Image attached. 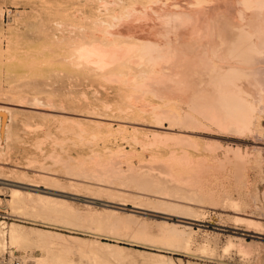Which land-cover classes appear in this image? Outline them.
<instances>
[{"label":"bare ground","instance_id":"1","mask_svg":"<svg viewBox=\"0 0 264 264\" xmlns=\"http://www.w3.org/2000/svg\"><path fill=\"white\" fill-rule=\"evenodd\" d=\"M62 11L69 14L55 22L61 26L59 41L67 45L60 60L69 70L68 79L74 72L92 95L83 91L74 96V85L68 82L60 97L21 92L17 100L9 97L8 104L53 117L61 113L64 122L88 125L105 138L114 131L125 133L137 158L123 157L121 150H109L108 157L94 149L87 156L60 154L53 159L62 163L68 185L59 184L58 172L49 171L51 164L44 162L37 180H28L26 172L11 179L0 170V179L14 183L12 208H31V213L55 216L63 225L78 224L86 232H106L115 240L131 233L132 239L154 247L186 251L195 242L193 224L201 213L197 207H220L234 221L263 229L264 191L259 202L252 187L258 186V176L264 179V0H70ZM83 132H74L81 141ZM225 134L251 137L253 146H226L217 137L200 144L197 138ZM138 144L142 154L136 153ZM22 184L33 191L23 192ZM83 185L92 194L85 197H105L101 210L83 214L69 201L67 194L81 196L74 186ZM145 199L166 209L144 207L140 201ZM129 201L133 204L127 209ZM255 210L260 212L257 219ZM148 212L163 218L156 230L141 216ZM173 215L177 223L170 222ZM235 238L227 237L226 249L237 245L250 253L244 239ZM7 242L13 247L45 245L40 264H81L72 258L74 251L89 264H138L136 255L149 257L144 264H176L163 254L18 223L8 225ZM4 245L0 233V248ZM210 245L199 248L208 252Z\"/></svg>","mask_w":264,"mask_h":264},{"label":"rangeland","instance_id":"2","mask_svg":"<svg viewBox=\"0 0 264 264\" xmlns=\"http://www.w3.org/2000/svg\"><path fill=\"white\" fill-rule=\"evenodd\" d=\"M69 1L70 0H0V127H5L4 130L6 131V133L3 131L2 134V129L0 128V162H5L3 164L5 167L2 166L4 167L3 169L0 167V170L5 173V176L8 175L11 179H16L18 175H21V172H26V174H28V178L26 177L28 180H37L38 177L36 176V172L40 169L41 163L44 162L52 165H50L51 169H49V171L51 170L52 172L55 170L52 173H56V171L58 172L55 177H57V179L60 178L59 184L68 185V179L65 177L67 173H65L66 171L63 169V166H60L62 163L58 161L60 164H57L55 159H53V157L57 158L63 153L64 157H68V155L74 157H79V155L87 156L90 153V150L94 149L98 150L102 155L105 154L103 157H108L107 155L111 153V151L116 152V150H121L124 153L123 157H128V159H133V157H135L134 153L131 152L129 142L125 141L127 139H124V136H126L124 135L125 133L120 134L114 131V134L110 135L112 137L106 136L105 138L103 134L88 125H83L82 127V125H74V123H71L70 121H68L69 123L64 122L63 114L61 113L55 112L58 116L53 117L44 113L42 114V112H35V110L30 108L8 104V102L11 101L9 97L17 100L19 99L18 94L21 92L28 94L31 97H46L47 95L60 97L64 94L68 82L69 85H74L72 86V88L74 87V96H80L83 91L92 95V89L86 86L84 80H80L74 76V72L71 73V75L73 74L72 76L69 75L71 77L68 79L69 70L64 69V63L60 60V57L66 52L67 45L64 44L63 41H59L61 40L60 37L62 34L60 33L61 26L58 23L63 19V13L69 14L63 11L60 13L61 10H63V7L68 5ZM59 13L61 15H59ZM57 15H59V20L56 19ZM66 16L69 15H65V17ZM52 19L53 21L55 20L54 23ZM56 20L58 23L55 24V22H57ZM29 123L30 125H27ZM6 124L9 125L10 129H8L9 127H7ZM73 125L75 128L72 127ZM79 126L82 130H86L88 135L86 132L85 134L83 131H80L81 128L79 129ZM114 126V128L117 127L116 124ZM165 126H169V123L165 122ZM62 128H64V130ZM65 129L67 131H65ZM74 132H83L84 135L82 136V141H84L82 142L80 140L81 137ZM80 134L82 135V133ZM94 134H96L98 138H96ZM92 135H94L95 138ZM208 137L210 140L217 137L216 140L221 141L226 146L242 145L241 147L244 150H246V147L250 150L253 146L251 141L253 139L251 137L228 134L221 136H197L200 144L207 141L206 138ZM136 147L138 149L136 153L138 152L139 154H142L140 145L138 144ZM109 150L111 151L109 152ZM128 152L130 157L127 156L128 154L126 155ZM92 158L96 157L92 156ZM28 162H31L29 168L18 167L26 166ZM262 180L264 179H261V176H258V186L255 187L254 185L252 187L253 191H257L259 202L262 199V193L264 191V181ZM11 184L14 183L12 181L0 179V233L5 241V245L0 248V255H3L5 252H10L12 255L27 257L31 260L32 264H40L38 263L39 258L46 254L45 245H38L37 242L23 247L17 246V244L16 246L14 244L15 247H13L11 243L7 242L8 225L11 223H18L21 226L23 225V227L52 230L74 237L98 238L103 241L128 246L132 249L163 254L172 257L176 264H264V228L258 230L253 225H250L251 227H249V224L234 221L232 218H229L233 214L225 212L220 207L216 208L209 204L204 205V207H197L199 210L201 209V213L199 212L200 221H197V224H193L195 227L193 240L195 242H193L192 249L186 251L185 249L180 248L169 249L166 247H154L144 242H140L135 238V240L132 239L131 237L133 236H131V233H124L120 239L116 238L115 240V237L108 235L106 232H104V234L106 233L105 235L103 232L97 234L98 232L94 229L86 232V228L81 227V225L78 224H64V226L63 223L65 222L57 220L58 218L54 219L55 216H52L51 219H49L50 217L45 218L44 214L40 215L34 210V213H31V208V211L29 208L27 209L23 207L13 209L9 204L11 199ZM40 184L44 183L41 182ZM22 186L24 187H21L20 189L23 192L33 191L29 189L26 184H22ZM69 187L68 189L70 190L73 186ZM74 187L78 190L72 189L70 191H78L81 196L68 193L67 195L72 197L68 199L79 208L83 214H86L87 210L93 211L94 209L101 210L103 208L105 197H102V199H89V197L85 196H91V191L88 189L84 190L83 187L86 188L84 185L81 186V188L79 186ZM232 189L236 194L237 186L235 187L234 183H232ZM240 190L245 196H247V198H249V195H247L249 191H245L247 189L241 187ZM122 198L125 197L122 196ZM89 200L92 202H89ZM139 201L140 200H138V202ZM87 203L91 205L90 208L87 206ZM140 203H143V206L147 208L156 210L166 209L164 205L161 206V203L158 204L152 199H145L140 201ZM128 204L129 205H127L126 208H132L131 205L133 203L129 201ZM255 212V219H257V215L260 216V212L256 210ZM148 213L141 214V216L146 217L152 229L156 230L158 227L156 222L162 221L163 218L160 217V213ZM50 220L54 222L49 224L48 222H50ZM177 220L178 217L173 215V220L170 222L177 223ZM73 226H78L80 229L78 227L74 228ZM94 231L97 233L94 234ZM91 234H94L95 236H92ZM229 235L233 238H243L245 244L250 249V253L241 252L237 245H232L226 249L225 246ZM214 241L217 242L216 245ZM75 244L76 245L72 246H75L77 249L80 248V245H77L78 243ZM206 244H211L209 251L213 249V254H211V251H208L209 253L201 251L199 247ZM76 248L75 250H77ZM73 254L72 258L74 260L81 262V264H89V260L85 259L86 257L81 258L78 251H74ZM242 254L246 255L243 256ZM134 260H136L135 262L138 264H144L145 261L146 263L149 262V257L136 255Z\"/></svg>","mask_w":264,"mask_h":264},{"label":"built area","instance_id":"3","mask_svg":"<svg viewBox=\"0 0 264 264\" xmlns=\"http://www.w3.org/2000/svg\"><path fill=\"white\" fill-rule=\"evenodd\" d=\"M0 264H32V262L27 257L5 252L3 255H0Z\"/></svg>","mask_w":264,"mask_h":264}]
</instances>
